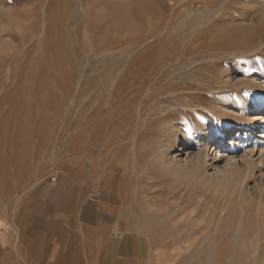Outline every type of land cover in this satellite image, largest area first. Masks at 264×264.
<instances>
[{"label":"rangeland","instance_id":"374dc122","mask_svg":"<svg viewBox=\"0 0 264 264\" xmlns=\"http://www.w3.org/2000/svg\"><path fill=\"white\" fill-rule=\"evenodd\" d=\"M138 1L0 0V237H13L23 194L62 172L94 187L114 180L141 264H264V130L253 141L249 126L264 105V45L210 60L232 43L210 37L178 60L193 33L178 22L201 16L207 2L183 0L176 6L188 13L172 20L160 8L155 17L137 11ZM214 63L233 91L215 83L201 98L169 101L175 92L152 85L174 75L169 82L205 86L179 78ZM139 102L152 116L182 110L183 144L166 150L169 159L205 150L200 134L211 128L203 176L162 167L164 123L147 121L134 139L130 113ZM215 102L223 111L213 112ZM224 125L233 128L220 134Z\"/></svg>","mask_w":264,"mask_h":264},{"label":"crops","instance_id":"0c3cea01","mask_svg":"<svg viewBox=\"0 0 264 264\" xmlns=\"http://www.w3.org/2000/svg\"><path fill=\"white\" fill-rule=\"evenodd\" d=\"M121 199L114 180L94 187L71 173L43 178L20 198L13 237H0V264H141Z\"/></svg>","mask_w":264,"mask_h":264},{"label":"bare ground","instance_id":"6f19581e","mask_svg":"<svg viewBox=\"0 0 264 264\" xmlns=\"http://www.w3.org/2000/svg\"><path fill=\"white\" fill-rule=\"evenodd\" d=\"M163 1V0H162ZM161 0H139L137 2L138 8L136 9L137 11H141L142 8L147 9L148 15L150 17H155L159 13V8L163 12L161 13L162 16L170 17L172 20L178 19L179 17L181 18L182 16L184 17L188 12L186 11V8H178L176 5L183 0H171L173 2V6H169L162 2ZM203 2H207L206 6L202 9L200 15L198 18L190 20V21H179L178 23L182 26H187L191 27V36L188 38L189 44L182 48L181 52L179 53V56L175 57L176 59H180L181 56H186L187 58L188 55L191 53H197L198 51L202 50L204 46L209 45L208 39L211 37L213 40L215 38H220L221 36H229L230 41H232L231 44H229L226 48L227 50L222 51L221 53H210L208 54L207 57H210V60H216L220 59V57L226 56H234V55H247L250 52H253L257 49H260L264 45V2L263 0H201ZM159 5V7L157 6ZM158 18V17H157ZM152 34V33H151ZM187 40V39H186ZM187 42V41H186ZM219 44V43H218ZM221 45V44H220ZM219 46V45H218ZM237 47V48H236ZM230 48V50H229ZM240 48V51H239ZM235 49L234 51H232ZM262 49V48H261ZM203 51V50H202ZM218 59V60H219ZM194 59L193 61H190V64H194ZM201 60H204V56H202ZM212 63V62H211ZM197 64V63H196ZM203 65V64H202ZM188 66V65H187ZM192 67V66H191ZM190 67V68H191ZM196 67V66H194ZM189 68V66H188ZM189 68V69H190ZM216 65L215 63L212 64V66L204 67L202 68L199 65V68L195 69L191 68L190 73L187 74L186 76H179L181 80H195L201 81L205 83V86H196L190 85L187 86L183 83H173V81H168L171 78H174V75H166L163 76L161 79L153 80L152 85L156 88V90L160 89L158 93L160 94H165L167 92L169 93H174V95L171 98H168L169 101H176L175 98L177 97H184L185 100L186 98H201L203 95L201 93H205L206 90H212V86L215 83L223 84L226 83V81L223 80L224 73L222 74L221 71L215 70ZM193 70V71H192ZM145 70H141L144 72ZM211 71L212 76L210 79L207 77V73ZM147 72V71H146ZM167 72V71H166ZM165 73V72H164ZM162 73V75L164 74ZM210 74V73H209ZM140 77V74H138ZM226 77V76H225ZM184 82V81H182ZM186 83V82H185ZM198 83V82H197ZM245 83V82H243ZM248 83V82H247ZM202 84V83H200ZM89 81L86 83V87H88ZM232 85V84H230ZM228 84H223L224 87L230 88V91L233 89L232 86ZM152 86V87H153ZM218 86V85H217ZM221 86V85H220ZM218 86V87H220ZM222 86V88H223ZM217 87V88H218ZM219 88V89H222ZM185 91V92H183ZM215 91V89H214ZM222 93L225 91L220 90ZM233 91V90H232ZM208 92V91H207ZM232 93V92H230ZM168 94V93H167ZM166 94V95H167ZM185 94V95H184ZM164 96V95H163ZM242 99L244 98L243 96L241 97ZM181 99V98H180ZM166 98L163 97L161 101H165ZM190 101V100H189ZM232 101V100H231ZM230 101V102H231ZM145 102V101H144ZM143 103H137L135 105L134 109L132 110L131 114V120H130V125L133 130L134 139L137 138L139 131L143 127H147V121H149V124L151 122L153 123H164L163 124V129H162V135L163 138L165 139V142L162 147L158 151V158L160 159L159 162H161L162 167L166 166V170H174L178 171L179 174L181 173H188L193 176H203L205 169L203 168L204 161L205 159L203 158L204 153H207L206 151V146H208V142L205 140H208V138H213L214 132H210V129H207V131L203 134H200L202 137L205 135V140L203 138H200L201 141L204 142V147L205 150H199L198 152L195 153V155L191 156L190 159L184 160L183 162L177 161L175 157L173 158H168L166 150L169 148H174L178 146L179 144L180 147H182L183 144V131L181 132L179 128L176 127V121L177 115L176 113L181 112L182 110L180 109H173V107H161L157 111H155L156 116H152L149 113H145L146 111L143 110L144 105ZM168 102V101H166ZM226 102V101H225ZM245 102V101H244ZM187 103H189L187 101ZM193 102H190L188 105H190ZM234 103V102H232ZM174 104V103H172ZM171 104V105H172ZM215 104L217 107H215ZM210 105L213 112H219L220 110L223 111V109L219 108V102L218 103H211ZM222 105V104H221ZM230 103L228 104V106ZM231 106V105H230ZM210 107V106H209ZM226 107V106H225ZM251 107L248 104H245V108ZM148 108V107H147ZM243 108V107H241ZM157 109V108H156ZM219 109V110H218ZM253 109V108H252ZM153 110V109H152ZM238 110V109H237ZM240 110V115L242 116L243 112ZM150 111V110H149ZM224 113L226 111L224 110ZM154 114V115H155ZM150 115V116H149ZM245 116V114H244ZM243 116V118H244ZM152 117V118H151ZM239 118V119H243ZM90 118H88V121ZM128 119V118H127ZM129 120V119H128ZM89 125V124H88ZM244 125V124H243ZM250 126V131H251V139L254 138V131L255 130H264V105H261L258 107L257 112L255 117L252 119V123L249 124ZM179 127V125H178ZM182 128V127H181ZM233 128V126H228L226 127L225 125L220 127V134L226 133V130ZM240 128V127H238ZM89 133L92 130V127H88ZM185 130V129H184ZM88 133V132H87ZM132 133V132H131ZM90 135V134H89ZM264 135V131L262 132V136ZM120 141V138H117ZM264 140V139H263ZM105 141V140H104ZM253 141H255L253 139ZM162 144V143H161ZM206 145V146H205ZM182 149V148H181ZM208 149V148H207ZM181 151V150H180ZM263 150L259 149V153H262ZM209 152V151H208ZM108 154V153H107ZM111 156V155H110ZM245 155L243 154L242 158ZM261 156V155H260ZM247 157V156H245ZM165 164V165H164ZM185 174V175H186ZM183 175V174H181ZM227 181H231L233 183L236 182V179L233 175V173H229L225 176ZM205 179V176H204ZM224 179V178H222ZM224 179V180H226ZM222 180V181H224ZM237 183V182H236ZM240 184V183H239ZM240 187V186H239ZM186 247H188L186 245ZM189 248V247H188Z\"/></svg>","mask_w":264,"mask_h":264},{"label":"built area","instance_id":"2783aa9c","mask_svg":"<svg viewBox=\"0 0 264 264\" xmlns=\"http://www.w3.org/2000/svg\"><path fill=\"white\" fill-rule=\"evenodd\" d=\"M53 178V177H52ZM99 189L94 190L90 195V200L95 201L97 200V197L99 196Z\"/></svg>","mask_w":264,"mask_h":264}]
</instances>
